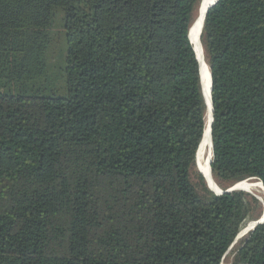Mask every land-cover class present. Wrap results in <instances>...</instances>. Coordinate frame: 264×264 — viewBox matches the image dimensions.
Returning <instances> with one entry per match:
<instances>
[{"label":"trees","instance_id":"1","mask_svg":"<svg viewBox=\"0 0 264 264\" xmlns=\"http://www.w3.org/2000/svg\"><path fill=\"white\" fill-rule=\"evenodd\" d=\"M201 1L0 0V264H264V223L232 249L262 205L196 169ZM59 29L65 91L47 96ZM200 43L214 185L264 189V0H217Z\"/></svg>","mask_w":264,"mask_h":264},{"label":"bare ground","instance_id":"2","mask_svg":"<svg viewBox=\"0 0 264 264\" xmlns=\"http://www.w3.org/2000/svg\"><path fill=\"white\" fill-rule=\"evenodd\" d=\"M214 1L215 0H202L201 1L200 10L197 15L198 19L194 27L191 28V33H190V40H191L193 50L195 51V54L198 60L202 90H203V94L205 95L204 98L207 99V104H209V69L203 57L202 46L200 43V31H201V24H202L204 12L206 8L210 4H212V2ZM210 118H211V110H210V107H208L206 111V115H205L204 134H203L201 146H200L199 153H198L197 168H198V171H200L201 174H203V179L208 189L212 191L213 193L218 194L220 190H217V187L214 185L213 179L211 177L210 165H209L211 156H212L211 141H210V136H209ZM235 187L243 191H250L253 189L255 190L257 189L259 193L261 194V197H258V198L260 199V202L262 205V214H264V190L259 182L243 181V182L238 183ZM251 230H252V227L249 226L247 229H245L243 232L240 233V235L237 237V240L245 236Z\"/></svg>","mask_w":264,"mask_h":264},{"label":"rangeland","instance_id":"3","mask_svg":"<svg viewBox=\"0 0 264 264\" xmlns=\"http://www.w3.org/2000/svg\"><path fill=\"white\" fill-rule=\"evenodd\" d=\"M63 40L64 39H63L62 30L60 29L56 30V33L53 34V38L50 44V52H49L48 59H47L46 78L43 81H41L37 87L40 90L41 94L43 95L62 96L65 91L64 75H63V68H64V59H63L64 41ZM196 169L198 171L197 164H196ZM192 182L194 186L196 187L198 194L202 195L201 183L194 176H192ZM249 182H257V181L251 180ZM206 188L208 189L207 186ZM247 193L254 196L258 200V202L261 204L258 198V197H261V194L259 193L257 189L247 191ZM250 224L252 223L247 224L245 228L250 226ZM241 239L243 240L244 238L238 239L234 243L233 245L234 248L232 249H236V247L242 241ZM233 256H234V250H230L229 254L225 257L223 264H231Z\"/></svg>","mask_w":264,"mask_h":264},{"label":"water","instance_id":"4","mask_svg":"<svg viewBox=\"0 0 264 264\" xmlns=\"http://www.w3.org/2000/svg\"><path fill=\"white\" fill-rule=\"evenodd\" d=\"M216 1H217V0H215L214 2H212V4H210V5L206 8V10H205V12H204L203 19H202L201 31H202V27H203V23H204V20H205L206 13H207V11H208L211 7L214 6V4L216 3ZM199 10H200V7H199V9H198V12H199ZM197 15H198V14H197ZM197 19H198V16H197V18L195 19V21H194L192 27H194V25L196 24ZM192 27H191V28H192ZM201 31H200V34H201ZM190 33H191V30H190ZM189 38H190V35H189ZM190 43H191V40H190ZM194 53H195V51H194ZM195 55H196V54H195ZM196 59H197V58H196ZM203 97H204V96H203ZM205 101H206V100H205ZM206 104H207V101H206ZM208 107H210V110H211V118H210V124H209V136H210V141H211V134H210V132H211V122H212V107H211V78H210V73H209V104H207V108H208ZM211 147H212V143H211ZM210 163H211V160H210ZM209 165H210V164H209ZM210 170H211V169H210ZM198 173L203 177V174H201L200 171H198ZM259 183H260V182H259ZM237 184H238V183H237ZM237 184H235V185L232 186L231 188L227 189L226 191H222V190H220V192H219L218 194L213 193L212 191H211V192H212L214 195H216V196H220V195L225 194V193H231V192H233V191L247 192V191H243V190H239V189H237V188L235 187ZM260 185L262 186V183H260ZM262 188H263V186H262ZM263 190H264V189H263ZM209 191H210V190H209ZM259 200H260V199H259ZM262 223H264V214H262V216L260 217V219H258L256 222L250 224V227H252V230H251V231H253V229L255 228V226H257V225H259V224H262ZM248 227H249V226H248ZM248 227H247V228H248ZM247 228H245V229H247ZM245 229H243L241 232H243ZM241 232H240V233H241ZM240 233L238 234V236L240 235ZM238 236H237V237H238ZM237 237H236L234 243L237 241ZM234 243H233V245H234ZM230 249H231V248H230Z\"/></svg>","mask_w":264,"mask_h":264}]
</instances>
